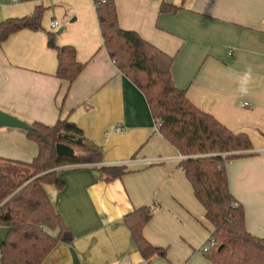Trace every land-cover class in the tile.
I'll list each match as a JSON object with an SVG mask.
<instances>
[{"label":"crops","instance_id":"crops-1","mask_svg":"<svg viewBox=\"0 0 264 264\" xmlns=\"http://www.w3.org/2000/svg\"><path fill=\"white\" fill-rule=\"evenodd\" d=\"M114 1L122 28L174 56V83L196 106L250 136L252 150L228 160L226 173L247 230L264 238V0ZM163 3L178 8L161 11ZM37 6L44 8L41 28L17 31L0 46V109L28 123L67 118L102 151L96 166L58 168L63 186L44 184L68 240L43 264H210L201 251L213 230L206 210L180 166V152L160 132L161 119L103 46L94 0H0V21L30 15ZM52 43L75 47L85 63L73 82L57 77ZM248 66L253 79L241 98L235 74ZM38 149L27 131L0 126L1 157L30 162ZM121 165L125 173L109 181L96 170ZM142 206L152 213L145 238L165 250L149 261L125 222ZM7 231L0 226V247ZM51 233L58 236L59 229Z\"/></svg>","mask_w":264,"mask_h":264},{"label":"trees","instance_id":"trees-1","mask_svg":"<svg viewBox=\"0 0 264 264\" xmlns=\"http://www.w3.org/2000/svg\"><path fill=\"white\" fill-rule=\"evenodd\" d=\"M103 38V46L118 69L145 95L152 115L161 119L160 132L181 154L180 166L192 184L194 194L206 210L220 250L204 253L210 264H264V238L250 233L242 204L232 196L226 163L234 157L249 154L250 136L234 132L214 115L196 106L186 91L173 80L174 56L145 40L139 33L120 26L114 0H94ZM163 3L161 11L177 10ZM44 8L23 17L0 21V46L13 33L23 29H40ZM52 39L53 36L51 35ZM57 77L73 82L85 63L77 59L71 45L59 46ZM28 136L38 144V154L30 162L0 156V226L8 231L2 240V264H43L60 240H68V228L54 208L44 184L63 186L59 167L98 163L99 146L89 141L83 131L69 119H58L54 125L40 122ZM81 138L82 144L70 143L60 135ZM57 143H68L72 155L58 154ZM125 166H101L107 180L121 177ZM150 206H142L125 216L134 244L146 261L154 255L165 256V250L154 246L143 234L151 218ZM59 229L58 236L51 232Z\"/></svg>","mask_w":264,"mask_h":264},{"label":"water","instance_id":"water-1","mask_svg":"<svg viewBox=\"0 0 264 264\" xmlns=\"http://www.w3.org/2000/svg\"><path fill=\"white\" fill-rule=\"evenodd\" d=\"M0 126L2 127H11V128H20L25 131H32L34 127L28 122L0 109ZM62 139L75 144H82V139H76L74 136L70 135H60ZM56 150L58 154L72 155L74 153L73 148L68 143H57ZM99 173V172H98ZM222 246L218 247L220 250Z\"/></svg>","mask_w":264,"mask_h":264},{"label":"clouds","instance_id":"clouds-1","mask_svg":"<svg viewBox=\"0 0 264 264\" xmlns=\"http://www.w3.org/2000/svg\"><path fill=\"white\" fill-rule=\"evenodd\" d=\"M237 77V93L243 98L249 93V84L253 79V70L248 66L242 73H236Z\"/></svg>","mask_w":264,"mask_h":264},{"label":"built area","instance_id":"built-area-1","mask_svg":"<svg viewBox=\"0 0 264 264\" xmlns=\"http://www.w3.org/2000/svg\"><path fill=\"white\" fill-rule=\"evenodd\" d=\"M10 2H16L17 0H9ZM105 1V0H103ZM59 24V21L58 20H54L53 23H52V26L53 27H57ZM118 130H120L121 128L120 127H117ZM182 159V157L180 158V160ZM98 163H93L92 165L93 166H96ZM84 165H87V164H84ZM152 212H155V209L153 208L152 209ZM218 247V243L216 242V240L214 238H210L208 239L202 246L201 248V251L203 253H210L212 252L213 250L217 249Z\"/></svg>","mask_w":264,"mask_h":264},{"label":"rangeland","instance_id":"rangeland-1","mask_svg":"<svg viewBox=\"0 0 264 264\" xmlns=\"http://www.w3.org/2000/svg\"><path fill=\"white\" fill-rule=\"evenodd\" d=\"M60 168V167H59ZM65 172V171H64Z\"/></svg>","mask_w":264,"mask_h":264}]
</instances>
